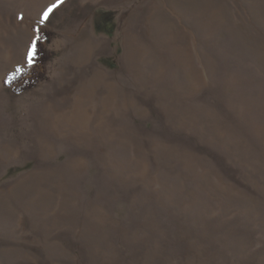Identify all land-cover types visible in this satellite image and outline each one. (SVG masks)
Wrapping results in <instances>:
<instances>
[{"label":"rangeland","instance_id":"rangeland-1","mask_svg":"<svg viewBox=\"0 0 264 264\" xmlns=\"http://www.w3.org/2000/svg\"><path fill=\"white\" fill-rule=\"evenodd\" d=\"M56 3L0 0V264H264V0Z\"/></svg>","mask_w":264,"mask_h":264},{"label":"trees","instance_id":"trees-1","mask_svg":"<svg viewBox=\"0 0 264 264\" xmlns=\"http://www.w3.org/2000/svg\"><path fill=\"white\" fill-rule=\"evenodd\" d=\"M33 46H35V51H36V53L35 54H42L43 53V47H42V44H41V41H40V39H37L33 44H32V48H33ZM43 56V60H46V57H45V55H42ZM39 76H35L32 80H31V83L29 82L27 85H25V86H29V85H31L33 82H34V80L36 79V78H38ZM22 87V89L24 88V86H21Z\"/></svg>","mask_w":264,"mask_h":264},{"label":"snow or ice","instance_id":"snow-or-ice-1","mask_svg":"<svg viewBox=\"0 0 264 264\" xmlns=\"http://www.w3.org/2000/svg\"><path fill=\"white\" fill-rule=\"evenodd\" d=\"M63 0H57L56 4H53L47 12H45V19H47L48 13L51 12L54 8H56L59 3H62ZM35 54V46H33L32 52L29 54V62L31 63L32 56Z\"/></svg>","mask_w":264,"mask_h":264},{"label":"built area","instance_id":"built-area-1","mask_svg":"<svg viewBox=\"0 0 264 264\" xmlns=\"http://www.w3.org/2000/svg\"><path fill=\"white\" fill-rule=\"evenodd\" d=\"M37 60H40V61H37ZM31 61H34V63H36V64H37V63L40 64L41 59H39V56H38L37 54H35V56H34V55L32 56ZM36 74H37V72H34V71L31 69V70H29L28 73L25 75V78H26V80H28V79L32 78L34 75H36Z\"/></svg>","mask_w":264,"mask_h":264},{"label":"bare ground","instance_id":"bare-ground-1","mask_svg":"<svg viewBox=\"0 0 264 264\" xmlns=\"http://www.w3.org/2000/svg\"><path fill=\"white\" fill-rule=\"evenodd\" d=\"M46 145V144H45ZM10 149V148H9ZM8 148H6L5 153L3 151H0V160L4 159L8 155ZM11 151V150H10Z\"/></svg>","mask_w":264,"mask_h":264}]
</instances>
